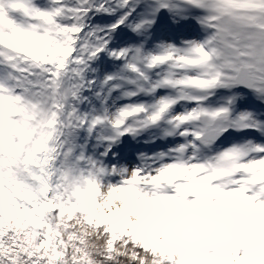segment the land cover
I'll list each match as a JSON object with an SVG mask.
<instances>
[{
  "label": "snow or ice",
  "instance_id": "snow-or-ice-1",
  "mask_svg": "<svg viewBox=\"0 0 264 264\" xmlns=\"http://www.w3.org/2000/svg\"><path fill=\"white\" fill-rule=\"evenodd\" d=\"M0 264H264V0H0Z\"/></svg>",
  "mask_w": 264,
  "mask_h": 264
}]
</instances>
